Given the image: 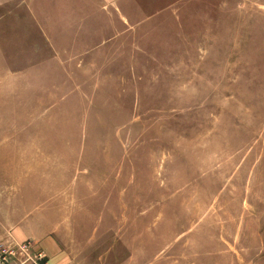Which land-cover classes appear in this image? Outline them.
<instances>
[{
    "label": "rangeland",
    "instance_id": "374dc122",
    "mask_svg": "<svg viewBox=\"0 0 264 264\" xmlns=\"http://www.w3.org/2000/svg\"><path fill=\"white\" fill-rule=\"evenodd\" d=\"M0 239L264 264V0H0Z\"/></svg>",
    "mask_w": 264,
    "mask_h": 264
},
{
    "label": "built area",
    "instance_id": "2783aa9c",
    "mask_svg": "<svg viewBox=\"0 0 264 264\" xmlns=\"http://www.w3.org/2000/svg\"><path fill=\"white\" fill-rule=\"evenodd\" d=\"M0 264H51L47 255L31 241L0 239Z\"/></svg>",
    "mask_w": 264,
    "mask_h": 264
},
{
    "label": "crops",
    "instance_id": "0c3cea01",
    "mask_svg": "<svg viewBox=\"0 0 264 264\" xmlns=\"http://www.w3.org/2000/svg\"><path fill=\"white\" fill-rule=\"evenodd\" d=\"M46 239V238H45ZM45 239H41L39 240V245L42 248L41 250H43V252L47 255L48 258H52L53 255H55L56 253H52L50 252V248L45 244ZM45 241V242H44ZM54 257V256H53Z\"/></svg>",
    "mask_w": 264,
    "mask_h": 264
}]
</instances>
